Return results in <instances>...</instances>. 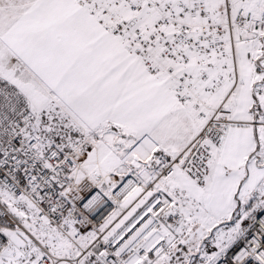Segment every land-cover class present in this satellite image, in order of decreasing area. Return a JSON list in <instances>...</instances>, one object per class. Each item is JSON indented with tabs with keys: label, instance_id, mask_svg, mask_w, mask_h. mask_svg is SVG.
I'll return each mask as SVG.
<instances>
[{
	"label": "snow or ice",
	"instance_id": "obj_1",
	"mask_svg": "<svg viewBox=\"0 0 264 264\" xmlns=\"http://www.w3.org/2000/svg\"><path fill=\"white\" fill-rule=\"evenodd\" d=\"M0 264H264V0H0Z\"/></svg>",
	"mask_w": 264,
	"mask_h": 264
}]
</instances>
